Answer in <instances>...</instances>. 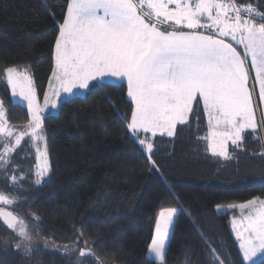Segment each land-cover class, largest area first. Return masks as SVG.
I'll list each match as a JSON object with an SVG mask.
<instances>
[{"label": "trees", "instance_id": "trees-1", "mask_svg": "<svg viewBox=\"0 0 264 264\" xmlns=\"http://www.w3.org/2000/svg\"><path fill=\"white\" fill-rule=\"evenodd\" d=\"M67 2L0 0V73L9 66H30L40 102L49 85ZM236 2L264 12V0ZM0 96L9 123L23 127L26 108L13 106L1 87ZM130 108L126 85L102 88L93 83L85 96L62 103L57 116L46 117L51 177L43 185L34 183L31 146L23 142L13 153L7 171H0V193L17 200L13 208H2L38 227L41 240L75 251L65 255L39 249L26 258L4 246L16 237L0 221V264H75L79 249L86 247L94 248L104 264H158L148 247L158 213L168 207L177 208L178 215L166 264H216L212 249L224 264L229 257L232 264H241L231 229L233 213L216 209L257 196L264 199L261 140L246 136L242 148L231 146L234 159L225 161L205 155L180 127L175 137L155 139L153 165L127 130ZM33 216L39 217L38 223ZM85 259L86 264H98Z\"/></svg>", "mask_w": 264, "mask_h": 264}, {"label": "snow or ice", "instance_id": "snow-or-ice-1", "mask_svg": "<svg viewBox=\"0 0 264 264\" xmlns=\"http://www.w3.org/2000/svg\"><path fill=\"white\" fill-rule=\"evenodd\" d=\"M52 56L49 89L53 99L45 93L43 106L30 66H9L0 73L11 91L13 106H26L28 114L27 123L14 128L0 99V171H7L13 153L25 142L35 147L34 183L41 184L51 170L45 110L50 104L55 108L62 93L75 96L93 81L102 88L126 85L131 105L127 130L153 165L155 138L174 137L178 125H189L190 116L199 119L201 112L207 120V135L200 139L212 156L233 160L229 142L234 149L242 148L248 130L264 146V136L257 134L264 125V109L258 120L249 72L251 68L255 73L259 100L264 103V12L251 4L236 0H68ZM11 181L16 184L18 178L13 175ZM16 200L0 193V204L13 205ZM226 211L233 213L231 229L241 264H264V199L257 196L229 205ZM177 215V208H163L155 220L148 251L158 264H166ZM33 218L39 222V217ZM0 220L15 234L12 246L16 251L27 258L39 250L38 227H29L22 217L4 208H0ZM44 248H48L47 241ZM63 251L75 250L65 247ZM212 252L216 264H224ZM88 257L104 264L90 247L79 249L75 264H86Z\"/></svg>", "mask_w": 264, "mask_h": 264}, {"label": "rangeland", "instance_id": "rangeland-1", "mask_svg": "<svg viewBox=\"0 0 264 264\" xmlns=\"http://www.w3.org/2000/svg\"><path fill=\"white\" fill-rule=\"evenodd\" d=\"M238 51H241V54H242V49H239L238 48ZM249 72H250V77H251V80H250V85L254 86L255 87V92H254V100H255V103L257 105V111H256V115H257V118L259 120V113H260V110L264 109V103H261V101L259 100V86L258 84H255V80H254V77H255V73L253 70H251V68L249 69ZM93 83H97L99 84L98 81H93L90 86L93 84ZM89 86V88H90ZM0 87H1V91H3L4 95L6 96V98L8 99V101L13 104L11 102V91L10 89L8 88L7 84H6V81L5 79L3 78V76H0ZM88 89H85V90H79V92L75 95V96H69L68 94H61V98L60 99H57L56 100V107L55 108H52L51 107V104L49 105V107L45 110V118L48 117V116H57L58 113H59V109H60V106L62 103L64 102H68L72 99H74L75 97H82V96H85L88 92ZM76 91V90H74ZM46 93L49 94V97H50V100L53 99L52 95H51V91L49 89V85H48V88H47V91ZM0 99L1 96H0ZM39 103L41 104V106H43V103H44V100L43 102H40ZM5 104V103H4ZM19 104V103H17ZM21 105V104H19ZM6 107V106H5ZM26 108V106H23ZM27 110V109H26ZM8 119V118H7ZM14 127V126H13ZM182 129L181 133L184 134V136L186 135V139H190L192 145H194L196 148H201L203 153L207 156H212L210 152H207L206 151V147H203L205 146L204 144H206V142L203 140V139H200L204 136L207 135V120H206V117L203 115V113L201 112L199 114V119H197V116L195 115H192L190 116L189 118V125L187 126H181V125H178L177 126V129L180 128ZM14 128H22V127H14ZM264 125H260L257 129V134H259L260 136H264ZM178 131L176 130V133ZM176 135V134H175ZM249 135H252L253 134L251 133V130H248V132L246 133V136H249ZM45 137H46V133H45ZM159 137V136H157ZM156 137V138H157ZM164 137H167V136H164ZM175 137V136H174ZM155 138V139H156ZM170 138V137H168ZM23 143V142H22ZM46 144H47V138H46ZM31 146V145H30ZM43 144L41 145V147L43 148ZM231 144L229 142V145H228V148L229 150L231 149ZM31 149L34 153V156H36V153H35V147L34 146H31ZM47 149H48V146H47ZM230 152V151H229ZM146 153V152H145ZM147 154V153H146ZM148 155V154H147ZM214 157V156H213ZM218 158V157H217ZM36 160V159H35ZM51 177V170L49 172V174L47 176H45L43 179H42V182L41 184L39 185H43L44 183H46ZM12 205H3V204H0V207H8V208H13V207H10ZM221 208V212H219V214H225V213H229L227 212L226 210L228 209V206L226 207H220ZM233 235L235 237V234L233 232ZM16 239L13 238L12 240H10L7 244H5L4 246L5 247H9V246H12L14 241ZM44 242L43 240H39L38 241V248L39 249H42V250H46V251H51V252H56V253H59V254H65V255H69L70 252H64L63 249L64 248H58V247H55V246H52L50 244H48V248H44ZM238 243V242H237ZM13 247V246H12ZM14 248V247H13ZM247 263V262H246Z\"/></svg>", "mask_w": 264, "mask_h": 264}, {"label": "water", "instance_id": "water-1", "mask_svg": "<svg viewBox=\"0 0 264 264\" xmlns=\"http://www.w3.org/2000/svg\"><path fill=\"white\" fill-rule=\"evenodd\" d=\"M0 221H2V220H0ZM3 222V221H2Z\"/></svg>", "mask_w": 264, "mask_h": 264}, {"label": "crops", "instance_id": "crops-1", "mask_svg": "<svg viewBox=\"0 0 264 264\" xmlns=\"http://www.w3.org/2000/svg\"><path fill=\"white\" fill-rule=\"evenodd\" d=\"M247 264V263H246Z\"/></svg>", "mask_w": 264, "mask_h": 264}]
</instances>
